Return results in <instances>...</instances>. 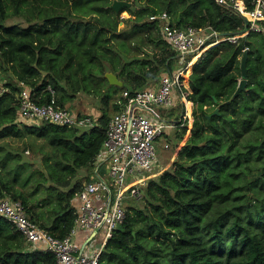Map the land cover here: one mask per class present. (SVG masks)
<instances>
[{
    "label": "trees",
    "instance_id": "1",
    "mask_svg": "<svg viewBox=\"0 0 264 264\" xmlns=\"http://www.w3.org/2000/svg\"><path fill=\"white\" fill-rule=\"evenodd\" d=\"M126 1L132 5L118 12L114 0H0V68L10 74L2 80L8 91L0 98V141L43 138L55 159L48 174L53 184L41 181L31 190L33 173L29 181L12 182L6 167L13 161L26 174L25 155L0 146V199L19 201L32 221L59 239L74 228L73 202L83 188L79 172L93 169L112 117L108 107L122 110L119 100L135 105V91L156 87L159 78L193 59L182 62L153 16L166 13L179 28L211 27L221 34L246 28L244 18L215 0ZM14 19L21 22L8 24ZM244 48L247 84L236 95ZM109 71L122 87L110 84ZM19 82L32 87L40 103L55 97L71 109L77 93L85 92L100 97L105 108L91 128L31 125L19 116ZM189 85L191 92L182 91L195 104L191 136L172 166L148 180L140 200L145 205L127 202L126 220L99 264H264V34L253 31L206 51L193 65ZM181 97L176 144L189 131ZM0 264H56V257L29 244L0 216Z\"/></svg>",
    "mask_w": 264,
    "mask_h": 264
},
{
    "label": "built area",
    "instance_id": "2",
    "mask_svg": "<svg viewBox=\"0 0 264 264\" xmlns=\"http://www.w3.org/2000/svg\"><path fill=\"white\" fill-rule=\"evenodd\" d=\"M215 1L247 20L246 28L235 34H221L211 27L179 28L166 13L153 16L152 19L159 20L163 37L181 56L182 62H186L188 56H193V59L184 69L163 75L156 87L135 91V105L118 101L122 110L116 112L107 125L106 139L93 163V177L87 179L82 190L76 194L79 205L75 224L66 238H56L32 221L19 201L10 197L0 199V216L7 219L29 244L51 252L56 257V264H99L109 239L126 220L127 202L143 199L144 187L153 177L149 171L160 164L157 141L169 130L177 128V123L154 119L147 114H135L133 108L152 104V110L158 107L170 109L180 92L181 101L186 105L188 92L182 91L184 77L188 68L199 62L206 51L222 42L238 43L243 36L253 31L264 34V0ZM246 51L249 48L243 49L244 53ZM18 85L21 89L18 94L19 116L26 123H47L69 128L94 126L91 118H79L73 110L57 105L55 97L49 103H40L32 87L24 82ZM48 90L54 94L51 87ZM7 91L5 82L0 80V98ZM123 98L129 100L130 91H125ZM165 147L169 148L168 145ZM130 178L134 181L130 182ZM80 231L98 234L100 238L93 235L98 238L97 241L92 242L87 249L86 245L80 249L75 241Z\"/></svg>",
    "mask_w": 264,
    "mask_h": 264
},
{
    "label": "rangeland",
    "instance_id": "3",
    "mask_svg": "<svg viewBox=\"0 0 264 264\" xmlns=\"http://www.w3.org/2000/svg\"><path fill=\"white\" fill-rule=\"evenodd\" d=\"M122 16L125 18H129V15L126 12L122 13ZM14 22H21L20 19H14V20H10L8 22V24H12ZM123 28H125V25H122ZM127 27V26H126ZM152 50V49H151ZM153 52V51H151ZM1 67V65H0ZM180 69H184V66H180ZM193 71V67H189L187 70V73L184 77V86L185 89H187L189 87V77L192 74ZM9 73H3L2 71V75L0 76V80L2 81H6V79H10L9 78ZM177 94V93H176ZM151 106H153L152 104H149ZM178 105H179V95L177 94L175 96L174 99V105H173V109L175 111V114L178 115ZM72 106V105H71ZM151 106H148L149 109H151ZM185 106V111H186V116L188 117V123H189V131L188 134L186 135V137L184 138L183 142H181L180 144H176L175 142V138L172 135H170V137H166V136H162L159 140V143L157 144V155L160 161V164L157 166L155 165L153 167V169L151 171H149V175L153 176L152 179H159L163 173L169 169L172 164L174 163V161L177 159L178 156V151H180L183 147V144L189 139V137L191 136L190 134V129L192 127V124L194 122V109H195V104L192 102L187 101ZM70 107V106H69ZM73 108H71L73 111L79 113V114H83V115H87L85 114L84 111L86 108L90 111H92L93 115H87V116H91L92 121L94 122V120L96 119L95 117L98 114V112L101 110H104V106L102 103V99L96 95H90L88 93L85 92H79L76 95V98L73 101ZM82 111H81V109ZM158 114L161 116H164L165 111L167 109H164L163 107H158ZM81 111V112H80ZM98 111V112H97ZM108 111L109 113H111L112 115H114L116 113L115 108L113 107V105L111 104L110 107H108ZM111 111V112H110ZM74 113V112H73ZM102 113V112H101ZM135 114H139L142 113L139 109L136 110L134 112ZM146 113V112H144ZM97 120V119H96ZM23 127V126H22ZM250 135L249 132L245 133L244 137H241V140L243 141L245 137H248ZM227 139V138H226ZM30 140L33 142L34 146H30L28 144V141ZM165 145H168L169 148L166 149ZM0 146L5 147L7 150H11L14 152H19L25 155V160L28 162V164H26V169H25V173H23V168L20 169L17 165V163L11 161L8 162L6 164V167L8 169L11 170V175L9 176V178L11 179L12 182L15 181H29V174L33 173V179L32 181H30L29 185H28V189H33V186H39L42 185L41 181H44V184L46 186L52 185V181L49 177V172L51 171L50 167H55V159L52 156V152L54 151L53 147L45 140V139H35L34 137H27L25 139H20V138H7L3 141H0ZM179 148V149H178ZM1 157H4V155H0ZM60 158V156H57ZM85 168L81 169L79 172V176L78 178H80L81 183L87 181L86 179V175L85 172L87 173V171H89V173H94L93 169L87 170ZM106 173V170H103V174ZM44 174V175H43ZM85 175V176H84ZM133 178H130V182H133ZM43 184V185H44ZM37 196L41 197L43 195V187H41L38 191V193L36 194ZM144 196V194H143ZM99 202V201H98ZM139 207H143L145 204L143 201H140L137 203ZM99 205V203H98ZM98 238H94L93 240L90 241V243L97 241Z\"/></svg>",
    "mask_w": 264,
    "mask_h": 264
},
{
    "label": "crops",
    "instance_id": "4",
    "mask_svg": "<svg viewBox=\"0 0 264 264\" xmlns=\"http://www.w3.org/2000/svg\"><path fill=\"white\" fill-rule=\"evenodd\" d=\"M128 15H129V13L128 12H126ZM130 16V15H129ZM122 18L123 19H126L125 17H123L122 16ZM122 25H125V28H126V26H127V24H125L124 22H122L121 24H120V29H124L123 27H122ZM182 60V59H181ZM193 67V66H192ZM109 72H112V71H109ZM113 73V72H112ZM117 76V75H116ZM160 79L161 78H159V81L157 82V83H159L160 82ZM188 83H189V81H188ZM156 85V84H155ZM158 85V84H157ZM119 87V86H118ZM184 88H185V86H184ZM187 91H189V92H191L192 90H191V88H190V85H189V87L187 88ZM183 103V102H182ZM69 105H72L73 106V103L72 104H69ZM81 109V108H80ZM89 109V108H88ZM87 108L84 110V111H82V109H81V111L82 112H84L85 114H87V115H93L92 114V111H90V110H88ZM140 110L142 113L141 114H147V115H149V116H151L152 118L154 117V119H161V120H164V121H171L172 123H175L177 120H178V118H180L181 117V110H178V115H176L175 114V111H172V110H170V109H167L166 111H165V114H164V116H161V115H159L158 114V110L156 109V110H152V109H149L148 107H144V106H140V107H136V108H133V112H135L136 110ZM80 111V112H81ZM98 112V111H97ZM102 112V110L100 109V111L98 112V114L99 115H97L95 118L97 119L98 117H100L101 116V113ZM111 112V111H110ZM144 112H146V113H144ZM180 113V114H179ZM111 114V113H110ZM111 116H113L112 114H111ZM91 117V116H90ZM95 119V120H96ZM176 132H177V129L175 128V129H171V130H169L168 132H167V135H164V136H166V137H170V135H172L173 134V136L176 134ZM175 137V136H174ZM160 140V139H159ZM159 140L157 141L158 143H159ZM157 143V144H158ZM179 149V148H178ZM179 152V151H178ZM177 152V153H178ZM159 163H160V161H158ZM87 171V170H86ZM85 175H86V179L89 177V179L91 178V177H93L92 175H93V173H89V171H87V173L85 172ZM84 175V176H85ZM79 181H80V178H79ZM81 182V181H80ZM84 182H82V184H83ZM73 204H74V206H75V208L77 209L78 208V205H79V202H78V200L77 199H75L74 200V202H73ZM95 236H98V234L97 235H95ZM95 236H93V234L92 233H90V232H88V231H80V232H78V234H77V237L75 238L76 240V244H77V246L80 248V249H82V248H84L85 247V245H86V249L90 246V241L92 240V239H94V237ZM99 238H100V236H98Z\"/></svg>",
    "mask_w": 264,
    "mask_h": 264
},
{
    "label": "water",
    "instance_id": "5",
    "mask_svg": "<svg viewBox=\"0 0 264 264\" xmlns=\"http://www.w3.org/2000/svg\"><path fill=\"white\" fill-rule=\"evenodd\" d=\"M132 5L131 2H128L126 0H114L113 3V8L120 12L125 8H129ZM246 24L248 23V21H245ZM247 59H248V51H246L244 53V56L242 57V72H243V76L244 78L240 81L239 87L237 89L236 95H238L242 90L245 89V86L247 84ZM106 77L108 78L109 82L111 85L113 86H119L122 87L124 85V83L112 72H108L106 73ZM215 113H218V109L215 111ZM93 235H95V233H93Z\"/></svg>",
    "mask_w": 264,
    "mask_h": 264
}]
</instances>
